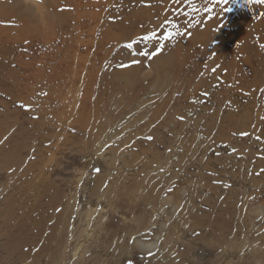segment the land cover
<instances>
[{"label": "rangeland", "instance_id": "374dc122", "mask_svg": "<svg viewBox=\"0 0 264 264\" xmlns=\"http://www.w3.org/2000/svg\"><path fill=\"white\" fill-rule=\"evenodd\" d=\"M140 2L0 0V27L5 31L0 33L16 36L12 46L27 60L33 89L42 83L35 74L63 72L59 93L71 96L69 106L76 105V97L86 107L103 96L120 116L80 125L53 103L51 124L44 121L23 134L20 153L26 158L9 172L6 161L0 160V225L21 218L25 205L54 180L62 190L51 207L54 218L48 228L58 221L54 264H86L100 246L106 248L96 264H157L162 259L172 264L176 256L179 264H264V188L256 187L264 183V3L156 0L152 7L144 3L147 8L142 10ZM1 11L8 12L5 18ZM167 57L174 58L173 74L156 69V61ZM14 64L6 61L5 67ZM195 73V86L176 85ZM107 79L110 86L102 94ZM116 81L120 89H110ZM11 111L21 122L22 106L12 104ZM4 128L9 130L0 144L19 129ZM76 128L97 132L94 149L88 146L93 138L90 143L87 137L74 140ZM218 133L221 140L213 142L212 135ZM28 149L31 156L26 155ZM133 155L140 162L125 166L123 160ZM151 155L158 159L150 160ZM255 163H261L260 168L253 167ZM129 172L137 173L142 184L126 210L121 199L111 200L110 194L120 192L119 174ZM182 172L193 177L164 178ZM198 172L204 175L198 195L209 187L217 193V204L219 195L228 204L238 203L233 220L240 227L218 241L216 254L197 240L196 228L180 221L195 216L188 211L198 204L192 195ZM146 180L163 183L154 184L160 196L155 193L144 203L138 193L146 190ZM150 201L157 204L151 206ZM129 204L146 211L132 213ZM139 233L154 247L134 243ZM2 239L0 234L1 264L28 263L30 259L9 256ZM35 249L33 245L28 251Z\"/></svg>", "mask_w": 264, "mask_h": 264}, {"label": "bare ground", "instance_id": "6f19581e", "mask_svg": "<svg viewBox=\"0 0 264 264\" xmlns=\"http://www.w3.org/2000/svg\"><path fill=\"white\" fill-rule=\"evenodd\" d=\"M127 1V0H126ZM149 2L150 7L154 6L156 0H142V2L137 3L142 10L143 8H147L143 6L144 3ZM124 3V1H123ZM118 4H120L118 2ZM2 5V3H0ZM122 5V4H120ZM127 7L131 8L127 2ZM125 7V10L128 8ZM2 16L5 18L7 16V11L2 12ZM78 17V16H76ZM79 18V17H78ZM0 32H5L2 27H0ZM5 35V36H4ZM0 33V137L6 129L4 127L16 126L19 128L15 133L11 132V135L7 133L4 137L8 136L3 142L0 144V160L6 161V171L11 170V166H17V163L21 158H26L23 152L20 153V150L23 146V134L26 133L31 127L35 125H42V122H46V124H51V117L48 115L50 109L53 108L52 104H55L57 108H64V113L68 116H72L76 118L77 122L83 123L85 125L90 124L93 121L106 120L107 117L110 118H119V112L110 107L105 101L106 98L102 96V100L105 104V107L102 108V100L96 101L95 99L88 103L86 107H84L83 101H79L78 97L75 98L76 105L69 106L67 104V100L70 99V95L60 92L62 85L59 83V79L64 76L63 72L55 73L51 72L50 76H37L34 75V78L37 77L42 81L41 85H38V88L32 87V83L30 80L33 79L31 76L33 73L28 72L26 70L27 61L26 58L18 51V49L12 46L14 39L16 36H9L6 33ZM23 39V37H22ZM61 56V55H59ZM173 57H167L164 59H159L156 61L155 66L158 71H166V73L173 74ZM6 61H14L15 64L12 68L5 67ZM60 70V67L56 65ZM154 66V67H155ZM165 73V72H164ZM198 75V74H197ZM166 77L169 74H165ZM184 77V76H183ZM186 78V76H185ZM196 73L191 75L186 81L177 79L174 81L176 85L179 87H183L185 84L194 85L196 81ZM173 81V85H174ZM119 82H113V86L110 87L120 89L118 84ZM104 84V82H103ZM110 86V82L107 79L105 81L104 89H102L101 93L108 92V87ZM200 87V86H199ZM31 93H35L38 95V98L33 99L30 97ZM116 93V92H115ZM105 99V100H104ZM12 104H19L22 106V121L18 122L17 117L11 111ZM167 106V105H166ZM112 108V109H109ZM238 114H235L237 116ZM234 116V117H235ZM20 117V116H18ZM239 118V115L236 117ZM237 120V119H235ZM105 122V121H104ZM79 123V124H80ZM26 125V126H24ZM81 125V124H80ZM15 131V129H14ZM73 131V138L75 141H82L84 137H87V143H90V139H92L91 143L88 145L89 148L94 149L96 147L97 140L94 139L97 137V132L95 130L90 131L89 133H85L84 130L80 128H76ZM182 136L181 134H178ZM3 137V138H4ZM0 138V139H1ZM180 138V137H179ZM184 139L183 137L181 140ZM213 142H218L217 140H221L219 133L218 135H212L211 137ZM217 139V140H216ZM152 149V147H150ZM189 146L187 145L184 148V151L187 152ZM20 153V154H19ZM194 155L195 152H193ZM27 156L32 155V151L28 149L26 151ZM150 160L158 159V156H150ZM134 161V163H139V158L136 155H133L129 158H125L123 160L125 166H130V163ZM261 163L253 164V167L260 168ZM9 168V169H8ZM161 173L162 171H156ZM197 172V171H196ZM120 173L119 176L122 178L121 181L123 183L120 186V192L116 195V193H111V200H119L128 210L127 208L129 199L132 202L133 196L136 192V189L140 187L142 182H138V175L135 172H129L128 175ZM102 174L96 178L94 181L92 191L98 189L99 180L104 176ZM126 175V176H125ZM197 177L198 182L196 184V189L193 191L192 195L197 198L198 204L194 206L192 210H189L188 213L195 215L190 219L180 218L182 225L189 227L191 229L196 228L195 236L197 240H200L205 245L207 243V247L210 251L216 254L218 248V241L227 240L233 233H237V229L240 225L236 224V221L233 220L237 218L235 215V206L238 204L237 201L234 205L228 204L225 198L222 195L218 196V204H217V193L214 189L206 187L202 190L203 194L198 195L196 192L201 188L197 186H202V180L204 179V175L201 173H197L194 175ZM178 177V178H177ZM193 175L188 172H182L179 174H165L164 178H168L170 180L177 179H189L192 178ZM162 178L157 175L156 179ZM206 181H210V177L205 178ZM163 182H148L146 180L143 182L146 190L142 193H138V196L143 200L144 203H147L148 200L156 193L159 192V196L161 191L154 184H159ZM121 184V183H120ZM174 185V182L171 183ZM256 186L258 191H262L261 187L264 188V183L261 181ZM260 185V186H259ZM2 186H8L7 184H2ZM174 187V186H173ZM61 188L57 185L56 181H51L47 187L41 191V193L36 196L34 201H31L25 205V209L22 212V217L17 218L14 216L12 220L9 222H5L0 225V234L2 235V244H4V250L9 249L7 252L9 256L16 258L17 261H21L23 259H30L27 264H54V257L52 258V254L55 253L53 238L56 237L58 230V221L54 223L49 230V222L52 217L51 215V207L55 205L58 201ZM153 192V194L147 193ZM153 201V200H152ZM150 201L149 204L152 203ZM136 201H134L135 203ZM171 202V201H170ZM220 202V204H219ZM200 203V204H199ZM157 202L151 204L154 206ZM119 207H122L121 204L118 203ZM150 206V207H151ZM129 207L132 208V213L138 211L140 209L146 211L142 207L132 206L129 204ZM203 207L205 210H203ZM123 208V209H124ZM122 211V210H121ZM245 221V219H244ZM101 224V221H100ZM144 224V223H142ZM93 226V225H92ZM146 225L141 226L140 228H144ZM157 232H155L156 234ZM44 234L47 239H43ZM35 238H39L36 240ZM146 239L144 237V233H139L136 239H133V242H139L143 248H153L154 245L146 243L144 241ZM52 240V242H51ZM206 243H205V242ZM124 241L120 242L119 245H124ZM213 246L211 247V245ZM35 245L36 249L34 253H30L29 248ZM136 246V245H135ZM122 248L121 246H119ZM105 246H100L99 253H95L91 256V259L86 264H96V261L100 255L104 252ZM124 249L125 246H124ZM52 251V252H51ZM48 252H51L50 258L46 255ZM6 254V253H5ZM151 254V253H150ZM182 254V253H181ZM46 257V258H45ZM113 257V255H112ZM56 259V258H55ZM179 257L176 256L174 260L171 261L172 264L178 263ZM210 261V260H209ZM212 261V260H211ZM165 262L168 264L165 259H162L157 264ZM209 263V262H208ZM1 264V263H0Z\"/></svg>", "mask_w": 264, "mask_h": 264}, {"label": "snow or ice", "instance_id": "6c2138e0", "mask_svg": "<svg viewBox=\"0 0 264 264\" xmlns=\"http://www.w3.org/2000/svg\"><path fill=\"white\" fill-rule=\"evenodd\" d=\"M217 2H219V0H217ZM248 2H255V3H264V0H248ZM208 9H206V11H207ZM227 11H230L231 9L229 8V9H226ZM153 36H154V34L152 35V36H145L143 39L144 40H149V39H152L153 38ZM128 47H132V45L131 44H129L128 45ZM154 54V53H153ZM148 139H152V137H148Z\"/></svg>", "mask_w": 264, "mask_h": 264}]
</instances>
